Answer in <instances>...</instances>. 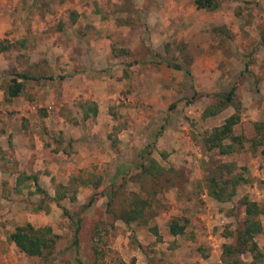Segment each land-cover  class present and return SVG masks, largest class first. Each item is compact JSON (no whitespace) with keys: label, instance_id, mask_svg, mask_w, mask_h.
I'll return each mask as SVG.
<instances>
[{"label":"rangeland","instance_id":"rangeland-1","mask_svg":"<svg viewBox=\"0 0 264 264\" xmlns=\"http://www.w3.org/2000/svg\"><path fill=\"white\" fill-rule=\"evenodd\" d=\"M183 1L176 8L162 0H0V42L9 45L0 52V170L10 165L28 176L14 191L1 186L0 264H229L223 244H233L242 226L240 199L264 208V155L250 141L222 155L204 138L234 112L218 107L213 95L232 85L241 102L234 133L255 135L253 123L264 121V0H214L211 9ZM175 8L176 21L159 28L150 21ZM17 72L55 79L23 80V91L8 99ZM194 90L210 95L189 100ZM91 104L95 114L85 111ZM149 158L174 181L156 194L131 179L136 164ZM223 162L234 163L248 181L219 202L207 194L205 180ZM34 175L47 195L36 189ZM111 188L116 193L107 209ZM131 191L151 206L146 221L128 226L116 214ZM93 193L99 196L81 211ZM178 217L188 224L174 236L168 225ZM258 219L264 225V211ZM26 223L51 226L52 253L27 255L8 239ZM255 240L264 254V232ZM234 258L251 260L249 253Z\"/></svg>","mask_w":264,"mask_h":264},{"label":"trees","instance_id":"trees-1","mask_svg":"<svg viewBox=\"0 0 264 264\" xmlns=\"http://www.w3.org/2000/svg\"><path fill=\"white\" fill-rule=\"evenodd\" d=\"M194 2L197 8L211 9L216 7V2L214 0H194ZM8 48V44L0 42V52ZM167 64L176 69H181V66L178 64L171 62H167ZM186 72L189 73V70L186 69ZM58 77L61 79L65 76L59 75ZM26 79H33L35 81L43 79L53 80L55 79V76L52 74L33 75L28 72L14 73V76H11L9 79L10 82L7 88L8 99L18 96L23 91V80ZM201 95H210V93H201L194 90L189 100ZM213 95L220 99L218 107L231 105L234 108V112L227 116L223 123L214 126L207 133L204 138V142L208 149H217L219 154L227 155L239 152V150L243 149L244 143L250 141L253 147H262L261 153L264 155V121L253 123L255 135H252L250 132L248 133L246 129L242 134L234 133V126L241 121V102L236 95V85H232L227 92L215 93ZM173 106L174 104H170L169 108H172ZM85 111H92L95 114L97 112V106L94 104L88 106L86 105ZM205 113L214 114L215 112L212 109H208ZM153 143L151 142V144H148L147 146L149 147L143 148L140 153H149V148L153 145ZM234 165L235 164L232 162L220 163L216 165L215 168L207 175L205 180L206 192L216 201H230L236 194L238 184L248 181L242 174H236L233 171ZM136 166L140 170L131 179L140 185V190L143 192L156 194L174 184V181L164 176L167 170L152 158H149L147 162H139ZM27 178L28 176L20 175L17 183L21 184V182ZM31 178L33 179L36 189L47 195V192L39 186L36 175L31 176ZM122 187L123 185L121 182L118 185V188L120 189ZM110 190V199L106 202L107 209L109 205L112 204L116 193V189L114 190V188H111ZM98 196V193H93L88 200L82 204L81 211L91 205ZM54 199L59 200L60 196H57ZM240 203L241 205H244L245 217L241 223L242 226L236 232L235 242L233 244H223L222 259L227 261L229 264H233L236 261L237 264H241V260L239 259H230L244 253H249L251 260L245 264H260L263 261L264 254L263 250L259 247L257 241L255 240V236L258 233L264 232V225H262L258 219L259 214L264 211V208L258 202L250 200L247 196L242 197L240 199ZM150 206L151 203L148 197H140L138 192L131 191L127 206L119 210L118 214H116V218L120 219L128 226L131 222L136 220L141 222L146 221V217L150 215ZM64 212L67 213L66 209ZM75 220V235L72 241V245L74 246L77 245V232L79 229V222L81 220L80 214L76 215ZM187 224V218H173L168 225L169 234L174 236L183 234ZM56 238L57 235L53 232L50 225L35 227L30 223L16 226L15 229L8 234V239L12 241L21 252L27 255L41 257H46V255L54 251ZM77 261L78 264H80V261Z\"/></svg>","mask_w":264,"mask_h":264},{"label":"crops","instance_id":"crops-1","mask_svg":"<svg viewBox=\"0 0 264 264\" xmlns=\"http://www.w3.org/2000/svg\"><path fill=\"white\" fill-rule=\"evenodd\" d=\"M162 2L165 5H167L169 3V5L171 4V7H176V8L179 7V6L182 7V4L184 3L183 0H179V2L177 0H162ZM176 8H175L174 11L171 12L172 14H174L172 16H170V14L161 13V10H159L157 17H154L153 15L150 16L151 17V20L150 21L151 22L157 21V23H156L157 24V28L160 27V25H158V24H160V22L168 25L172 20L176 21L175 18H174L175 15L177 14L176 13L177 12ZM183 14H185V10L181 11V15H183ZM10 135L13 137L14 143L22 144L20 142H22L21 140H23L24 138L21 136V134H16V133H13L12 132ZM32 135L35 136V137H37L36 134H32ZM30 141L32 142V139L25 138V142H30ZM35 143H36V147H40L41 148L43 146V141H41L38 138H37V140H35ZM4 147L5 146H3V148ZM9 166H8L7 169H4V172L0 170V191H1V188H2L1 186L3 184H5V183H8L9 184V189L11 191L12 190L14 191V188L13 187L16 186L14 184H17V181H19V176L20 175H23V174H20L19 173V168H15V167H11V166H10L11 167L10 168ZM35 166H37V165H35ZM8 184H7V186H8ZM11 213L13 214L12 211H11ZM3 257H4V255H2L1 252H0V262L3 260Z\"/></svg>","mask_w":264,"mask_h":264}]
</instances>
